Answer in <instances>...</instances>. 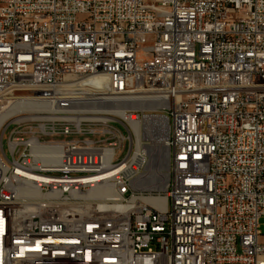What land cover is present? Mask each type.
<instances>
[{
	"label": "built area",
	"instance_id": "2783aa9c",
	"mask_svg": "<svg viewBox=\"0 0 264 264\" xmlns=\"http://www.w3.org/2000/svg\"><path fill=\"white\" fill-rule=\"evenodd\" d=\"M0 179V264H264V0H0Z\"/></svg>",
	"mask_w": 264,
	"mask_h": 264
},
{
	"label": "bare ground",
	"instance_id": "6f19581e",
	"mask_svg": "<svg viewBox=\"0 0 264 264\" xmlns=\"http://www.w3.org/2000/svg\"><path fill=\"white\" fill-rule=\"evenodd\" d=\"M103 80V79H101ZM86 81V89L90 91H99V88H93L87 86L89 82ZM103 84V83H102ZM101 90H109V83L106 80V84L100 88ZM93 103H103V96H93ZM105 107H111V109H119V101L117 95L105 96ZM30 109H39V102L29 101ZM81 112H91V103H83L81 105ZM124 111L121 110L118 115L123 118ZM127 122L131 124L137 139L143 137L150 141V145L145 147L147 154L150 157V163L148 168V177L145 178V186L148 188L163 189L166 186L167 181V168H168V151L165 145L167 139V125L165 122V114H158V119L146 118L143 123L133 122L132 118ZM159 139L162 140V144L158 145ZM164 171V172H163ZM133 175V168H126L123 170V178H130ZM144 182H141V185ZM6 186V179H0V196H3V187ZM68 195L71 194V182H67L64 179H57L54 182V189H51V196ZM111 194L110 191H92L87 195L88 198H105ZM71 205H79V197H71ZM256 217V224H259V219Z\"/></svg>",
	"mask_w": 264,
	"mask_h": 264
},
{
	"label": "rangeland",
	"instance_id": "374dc122",
	"mask_svg": "<svg viewBox=\"0 0 264 264\" xmlns=\"http://www.w3.org/2000/svg\"><path fill=\"white\" fill-rule=\"evenodd\" d=\"M117 127H118L119 129H121V130L125 133L124 129H123L121 126L117 125ZM5 137H6V136H5ZM5 139H6V138H5ZM145 140H146L145 143H147V145L151 144L150 141L147 140V138H146ZM162 140H163V139H159L158 142H157V144H158V145H161V144H162ZM163 172H164V171H163ZM159 189H160V188H159ZM259 232L261 233V235L264 236V217H261V218L259 219Z\"/></svg>",
	"mask_w": 264,
	"mask_h": 264
},
{
	"label": "water",
	"instance_id": "95a60500",
	"mask_svg": "<svg viewBox=\"0 0 264 264\" xmlns=\"http://www.w3.org/2000/svg\"><path fill=\"white\" fill-rule=\"evenodd\" d=\"M103 83V84H102ZM106 84V80H96L89 82L87 86L93 87V88H101Z\"/></svg>",
	"mask_w": 264,
	"mask_h": 264
}]
</instances>
